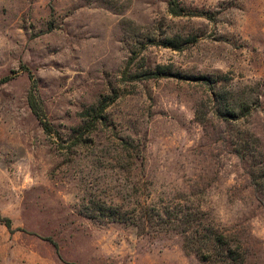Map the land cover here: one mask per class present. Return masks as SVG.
<instances>
[{"label": "rangeland", "instance_id": "obj_1", "mask_svg": "<svg viewBox=\"0 0 264 264\" xmlns=\"http://www.w3.org/2000/svg\"><path fill=\"white\" fill-rule=\"evenodd\" d=\"M3 79L0 264H264V0H0Z\"/></svg>", "mask_w": 264, "mask_h": 264}, {"label": "trees", "instance_id": "obj_2", "mask_svg": "<svg viewBox=\"0 0 264 264\" xmlns=\"http://www.w3.org/2000/svg\"><path fill=\"white\" fill-rule=\"evenodd\" d=\"M143 76H144L143 78L145 79H153V78L165 77L166 75L164 73V68L158 67L155 72H147ZM6 80L7 79H3L0 81V83H4L6 82ZM218 99L219 98L216 97V100ZM28 103L34 115H36V117L40 120L44 133L48 135L50 132L49 125L46 122V120L43 117H41L42 115L38 113L33 96L29 97ZM226 112L227 113H224L222 117L224 120L229 119L228 117H225V116H229V117L237 116V113H235V111L229 112L228 110H226ZM155 210L156 209L153 206L152 208L140 206L139 209H131L124 213H118V212L107 213V210L102 209V208L97 209L96 211L100 213L101 212L104 213L100 215L99 217L103 216V218H110L112 214L115 217V220L113 221H117L120 223H123V222L129 223L141 232H146V231L148 232L149 229H151L153 232L154 230L153 228H158V230H156L158 232L162 230L163 228H167V226L169 225L171 226L172 223L177 222L178 218L180 217V215H175V217H171L173 214L167 213L168 217H170L168 221H166V219L162 217L155 219L154 214H153ZM195 216L196 215H192V214L184 215L187 221L186 223H181V225L187 226L188 228L185 231V235H184V243H183L184 251L186 253H194L203 262H207V263H213L215 261L224 262V260H235V258H233V255L236 253L235 251H237L236 249L239 247L237 246L235 249H232L231 248L232 246H230L229 242L226 241L225 235H223L222 233H219L218 231H214L212 229L209 230L206 233V235L200 232H197V230L195 231L191 230L192 225L191 223H189V221L194 220ZM220 249L225 253L224 257H222V252H220ZM218 254H220L222 259H218Z\"/></svg>", "mask_w": 264, "mask_h": 264}]
</instances>
